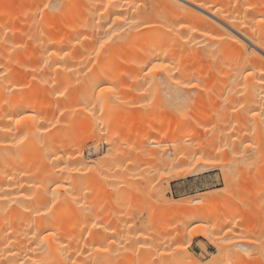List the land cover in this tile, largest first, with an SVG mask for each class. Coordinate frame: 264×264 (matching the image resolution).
I'll return each instance as SVG.
<instances>
[{"label": "bare ground", "instance_id": "1", "mask_svg": "<svg viewBox=\"0 0 264 264\" xmlns=\"http://www.w3.org/2000/svg\"><path fill=\"white\" fill-rule=\"evenodd\" d=\"M32 1L0 3V264H157L158 256L145 252L148 248L143 252L138 248L143 254L134 262L136 243L133 251L129 250L133 259L125 250L112 260L115 248L111 247V238L107 244L106 237L98 232L81 230L79 207L86 179L79 172L88 165L82 145L93 138L92 128L82 130L90 133L86 132L88 136L83 139L77 133L74 143L68 145L70 135L54 140L52 136L34 134L39 129L45 132L55 115L54 108L59 114H83L79 122L92 121L96 90L107 79L106 67L96 64L83 73L77 65L80 60L136 61L130 72L163 75L168 92L178 100L195 90H210L209 108L203 97L199 101L194 98L198 102L194 115L202 119H218L214 116L225 88L243 85L263 95L264 0H34L48 5L38 10H42L38 23L30 22V11L36 9ZM18 19L21 21L15 24ZM55 63L54 81L45 79L36 87L44 94L41 106L30 99V70L48 72ZM154 65L165 67L153 69ZM50 95L55 99L53 104ZM39 106L42 109L37 110ZM117 115L110 126L114 132L132 123V116L124 111ZM70 117L69 129L75 132L76 124L82 122L75 123ZM182 132L176 139L180 140ZM176 152L170 147L165 153ZM191 153L177 152L172 163L183 164ZM30 162L36 165L30 168ZM193 171L189 169L187 174ZM159 194L157 200L164 206L168 204L164 194ZM225 198L220 194L209 199L187 197L170 200L166 207L176 210L191 205L197 221H208L219 211L208 205L218 202L226 209L229 201ZM226 220L232 221L231 213ZM217 224L212 226L214 230L221 225ZM216 247L217 256L211 258V264H220L223 255L228 260L239 255ZM159 256L158 264H173L168 256ZM174 258L183 264H205L199 263L187 248L178 249Z\"/></svg>", "mask_w": 264, "mask_h": 264}, {"label": "rangeland", "instance_id": "2", "mask_svg": "<svg viewBox=\"0 0 264 264\" xmlns=\"http://www.w3.org/2000/svg\"><path fill=\"white\" fill-rule=\"evenodd\" d=\"M32 4L36 9L30 11V22L38 23L45 4L34 0ZM20 21L16 20L15 24ZM26 21H29V15ZM102 63L106 67L104 76L107 79L96 90V111L92 112L91 123L85 118L83 122L80 120L82 123L78 121L83 114L78 113V116L67 111L59 114L53 107L55 115L45 132L39 129L34 134L35 137L52 136L54 140L70 135L72 139L67 137L68 145L76 136L83 139L89 133L87 131L93 130L90 131L93 138L82 145V154L88 165L79 172L81 178L86 179L85 188H81L84 200L79 207L83 233L98 232V235L106 237L107 244L111 238V247L115 248L111 253L113 256H110L112 260L117 259L118 254H124L125 250L128 252L131 248L133 251L132 245L136 243L135 250L140 248L143 252L148 248L145 252L158 256L157 264L161 260L159 254L168 256L173 264H183L177 258L180 248H187L199 263L211 264V258L217 256L216 245H220L239 254L231 260L223 255L220 264H264V92L262 95L261 91L247 89L243 85L225 88L221 95L223 100L214 116L218 119H202L194 115V105L198 104L194 98L199 101L203 97L205 106L209 108L211 102L208 98L213 94L210 90L203 93L195 90L178 100L168 92L163 75L130 72L132 66L137 65L136 61L93 59L80 60L77 65L84 69V73L90 66ZM57 65L55 63L48 72L30 70V99H35L41 106L44 94L36 87L45 79L54 81L57 74L54 67ZM53 99L50 95L52 104ZM41 106L37 110L42 109ZM108 109L124 111L132 116V123L112 131L110 126L118 115L117 112L110 114ZM68 113L75 123H80L76 124L75 132L69 129L71 115ZM84 129L87 134L82 131ZM180 131H183L184 137L180 136L184 140L181 137L176 139ZM176 133L179 134L174 135ZM169 146L179 153L192 152L191 158L175 165L172 159L177 152L172 155L165 153ZM35 165L30 162V168ZM189 169L194 171L187 174ZM160 192L168 204L187 197L206 196L209 199L220 194L227 198L229 205L226 209L218 202L208 205L207 208L217 207L218 213L208 221H197L191 205L184 204L176 210L166 207L168 204L162 205L158 201ZM230 213L232 221H227L226 215ZM214 223L221 225L214 230ZM238 240L240 244L230 245ZM132 251L128 256L133 259L132 254L135 255L134 262L135 258L142 257L139 249L136 253Z\"/></svg>", "mask_w": 264, "mask_h": 264}, {"label": "snow or ice", "instance_id": "3", "mask_svg": "<svg viewBox=\"0 0 264 264\" xmlns=\"http://www.w3.org/2000/svg\"><path fill=\"white\" fill-rule=\"evenodd\" d=\"M45 7H48V5H45ZM163 67H165V66H162V65H154L153 66V69H157V68H163ZM248 75H251V73H248ZM245 78H247V77H245ZM185 87H195V85H191V84H186L185 85ZM256 115V113H253V116H255Z\"/></svg>", "mask_w": 264, "mask_h": 264}]
</instances>
